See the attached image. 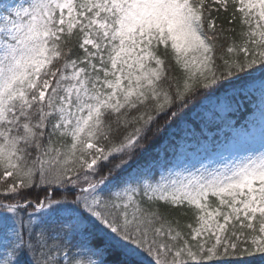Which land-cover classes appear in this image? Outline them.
I'll return each mask as SVG.
<instances>
[{
  "label": "snow or ice",
  "instance_id": "snow-or-ice-1",
  "mask_svg": "<svg viewBox=\"0 0 264 264\" xmlns=\"http://www.w3.org/2000/svg\"><path fill=\"white\" fill-rule=\"evenodd\" d=\"M0 264H264V0H0Z\"/></svg>",
  "mask_w": 264,
  "mask_h": 264
},
{
  "label": "trees",
  "instance_id": "trees-1",
  "mask_svg": "<svg viewBox=\"0 0 264 264\" xmlns=\"http://www.w3.org/2000/svg\"><path fill=\"white\" fill-rule=\"evenodd\" d=\"M164 119H165V118H161V123H163V120H164ZM175 128H176V126L173 125V128H172V129H169V130L165 131V132L162 134V136L160 137V141H159V142H160V143H163L164 138L167 137V135L169 134V132L174 131Z\"/></svg>",
  "mask_w": 264,
  "mask_h": 264
}]
</instances>
